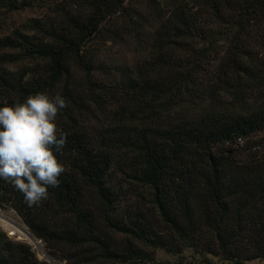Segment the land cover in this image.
<instances>
[{
  "label": "trees",
  "instance_id": "1",
  "mask_svg": "<svg viewBox=\"0 0 264 264\" xmlns=\"http://www.w3.org/2000/svg\"><path fill=\"white\" fill-rule=\"evenodd\" d=\"M37 92L65 171L0 208L47 256L0 229V264L264 261V0H0V107Z\"/></svg>",
  "mask_w": 264,
  "mask_h": 264
},
{
  "label": "clouds",
  "instance_id": "2",
  "mask_svg": "<svg viewBox=\"0 0 264 264\" xmlns=\"http://www.w3.org/2000/svg\"><path fill=\"white\" fill-rule=\"evenodd\" d=\"M67 106L60 94L37 92L23 103L0 107V179L21 192L29 206L46 200L65 171L54 152L62 153L67 143L55 122Z\"/></svg>",
  "mask_w": 264,
  "mask_h": 264
},
{
  "label": "rangeland",
  "instance_id": "3",
  "mask_svg": "<svg viewBox=\"0 0 264 264\" xmlns=\"http://www.w3.org/2000/svg\"><path fill=\"white\" fill-rule=\"evenodd\" d=\"M34 16H36V12L26 10V11L20 12L18 14H15L12 22L13 23H15V22L19 23V22L27 20L28 18L34 17ZM21 228H27V227L24 225L22 220L18 217V215L13 210H3L2 208H0V229L7 232L12 238H14L18 241H24V242H27L28 244H31L34 247V250L37 253V255L39 256V258L45 259L46 255H45L43 249H40L39 247L34 245V243L31 241V239L26 235V233H24V231H22ZM14 230H16V232ZM42 248H43V246H42ZM158 258L161 261L158 264H175L174 258L167 256L163 252H159ZM63 264H66V263H63ZM252 264H264V261L263 262H254Z\"/></svg>",
  "mask_w": 264,
  "mask_h": 264
},
{
  "label": "water",
  "instance_id": "4",
  "mask_svg": "<svg viewBox=\"0 0 264 264\" xmlns=\"http://www.w3.org/2000/svg\"><path fill=\"white\" fill-rule=\"evenodd\" d=\"M22 231H24V233H26V235L31 239V241L34 243V245H36L37 247H39L40 249L42 248V245L39 241H37V239L35 238V236L27 229V228H21ZM45 255L47 256V254L45 253ZM51 262L53 264H57L55 261L51 260Z\"/></svg>",
  "mask_w": 264,
  "mask_h": 264
},
{
  "label": "bare ground",
  "instance_id": "5",
  "mask_svg": "<svg viewBox=\"0 0 264 264\" xmlns=\"http://www.w3.org/2000/svg\"><path fill=\"white\" fill-rule=\"evenodd\" d=\"M11 219H12V218H11ZM7 220H8V219H7ZM13 221H14V220H13ZM14 231L16 232V230H14ZM15 232H14V233H15ZM22 235H23V234H22ZM20 236H21V235H20ZM23 236H24V235H23Z\"/></svg>",
  "mask_w": 264,
  "mask_h": 264
}]
</instances>
